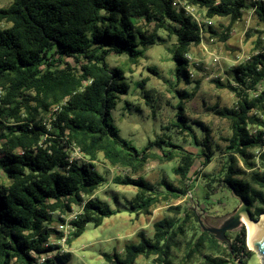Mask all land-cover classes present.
Wrapping results in <instances>:
<instances>
[{
    "label": "trees",
    "instance_id": "trees-1",
    "mask_svg": "<svg viewBox=\"0 0 264 264\" xmlns=\"http://www.w3.org/2000/svg\"><path fill=\"white\" fill-rule=\"evenodd\" d=\"M187 1L204 10L206 18L229 20L224 31L208 28L222 41L245 10L253 8L264 21V0ZM172 2L10 0L0 7V22L7 24L0 26V169L7 179L0 183V264H35L31 251L39 254L52 249L45 243L55 235L51 226L58 219L53 215L56 211H69L72 204H82L81 212L72 220L74 231L67 244L82 234L87 223L97 227L119 211L94 196L105 181L95 165L99 156L109 166L127 168L134 176L148 160L175 158L178 163L172 170L181 182L197 173L192 169L196 159L193 152L172 142L164 150L157 141L137 150L117 137L110 120L111 109L119 94L127 92L128 85L123 80L124 69L109 66L107 58L126 54L127 62L136 64L144 52L139 45L162 39L156 32L158 28L175 36L170 50L175 73L177 78L190 82L185 54L191 45L200 42L199 25ZM140 21L153 23L154 30L144 31L138 25ZM254 46L257 53L230 68L224 82L212 79L217 87L235 95V105L221 109L215 105L211 109L226 118L230 126L226 139L230 154L222 181L248 203L250 216L256 220L264 212V170H252L247 180L238 178L236 175L241 173L234 167L236 155L251 169L254 162L250 158L264 162V90L257 92L264 84V45L259 38ZM198 85L196 80L193 90L184 96L191 98ZM176 108L178 121L172 124L191 129L183 115V101ZM47 114L48 124L42 121ZM201 130L208 133L202 125ZM193 140L199 144L195 136ZM156 145L160 153L151 151ZM71 146L78 148L82 158L70 160ZM206 147L208 153L201 150L206 158L204 166L212 155L209 144ZM255 149L263 151L255 156L249 152ZM113 179L114 183L136 189L128 207L135 215L150 214L162 200L178 197L173 191L185 193V189L180 191L167 182L163 183L172 192L156 191L140 176ZM208 195L206 191L205 197ZM168 210L173 215L156 221L152 236L139 232L138 242L125 244L122 255L103 254L108 264H135L138 256H152L155 264H174L172 252L187 234L186 223L191 218L198 220L193 210L181 205L168 206ZM244 229L235 233L229 246L199 226L185 244V257L202 253L199 264H247L241 259L251 253L246 248ZM69 258L67 252L46 263L65 264Z\"/></svg>",
    "mask_w": 264,
    "mask_h": 264
},
{
    "label": "rangeland",
    "instance_id": "rangeland-1",
    "mask_svg": "<svg viewBox=\"0 0 264 264\" xmlns=\"http://www.w3.org/2000/svg\"><path fill=\"white\" fill-rule=\"evenodd\" d=\"M9 3L10 0H0V7ZM209 20V26L217 32L224 31L229 21L224 17H213ZM5 25L7 24L0 22V26ZM138 25L148 33L154 30L153 23L140 21ZM156 32L162 39L150 45H139L144 52L136 64H129L126 54H112L107 58L109 66L124 69L123 80L128 85L127 92L119 94L115 107L111 109L110 120L116 129L117 137L127 141L137 150L157 141L164 150L170 148L168 142H172L193 152L196 159L192 169L197 173L190 172L192 174L190 178L181 182L179 175L172 170L178 163V158H175L163 162L148 160L142 171L134 176L127 168L109 166L99 156L95 165L104 175L105 181L94 192V196L104 200L110 209L119 211L104 218L97 227L87 223L82 234L68 244L70 258L65 264H108L103 254L117 252L122 255L125 244L138 242L139 232L152 236L153 224L167 215H173L174 212L169 211L168 206L181 205L182 208L193 210L194 215L198 216L204 225L217 227L241 204V200L222 181L226 172L227 156L230 154L226 149L228 144L226 139L230 136L229 121L211 109L215 105L219 109L233 107L236 97L228 89L217 87L212 79L218 78L224 82L229 78V70L236 64L237 56L245 58L257 53V50H254L257 39L260 38L264 45V21L253 10L248 9L232 24L225 41L213 36L212 42H205L207 50H202L199 45H191L190 55L200 60L202 64L195 79H191L190 82L177 78L175 73V62L170 51L175 43V36L163 28H158ZM213 56L218 57L217 62L211 61ZM196 80L199 81V85L195 94L191 98H186L184 94L193 90ZM262 90L264 84H260L257 92L261 94ZM179 101H183V115L191 129H179L172 124L178 121L176 107ZM49 118L50 115H44L42 121L48 124ZM261 118L264 120V117ZM201 125L208 129V133L201 130ZM193 136L198 139L199 144L194 143ZM161 139L163 142H160ZM208 144L212 155L204 166L202 163L206 158L201 154V150L208 153L206 147ZM151 151L161 152L157 145L152 147ZM261 151L263 150L255 149L249 152L257 156ZM249 160L254 162L252 169L245 165L241 156L236 155L234 167L241 173L236 175L238 178L248 180L252 170L258 172L264 170V162L262 163L260 159L254 157ZM116 176L135 178L140 176L150 182L156 191L172 192L163 183L167 182L180 191L185 189V193L173 191L172 193L178 197L169 196L167 200H162L151 209L150 214L135 215L128 207L136 189L131 185L114 183L113 178ZM6 182L7 179L0 169V183ZM207 184L211 186L207 187ZM206 191L209 195L205 197ZM242 227L244 229V225L241 224L236 230L227 231L229 243L224 242L223 245L230 246L235 233ZM186 229V236L180 238V245L172 252L173 263L199 264L202 253L190 258L185 257V244L191 234L199 229V225L191 218L186 223ZM246 248L251 253L241 259L247 264H260L255 250L247 246ZM153 259L152 256L149 258L138 256L135 264H155Z\"/></svg>",
    "mask_w": 264,
    "mask_h": 264
},
{
    "label": "built area",
    "instance_id": "built-area-1",
    "mask_svg": "<svg viewBox=\"0 0 264 264\" xmlns=\"http://www.w3.org/2000/svg\"><path fill=\"white\" fill-rule=\"evenodd\" d=\"M173 5L183 9L185 14L191 16L199 25L200 31V42L197 44L201 47L202 50H207L205 45L206 41L212 42L214 40L213 36L209 33L208 28L210 24L209 18L204 16V10L199 8L195 4L189 3L187 0H173ZM253 10L254 9H250ZM250 56V55H249ZM249 56L242 58L241 56H237L235 59V65L240 64L246 61ZM185 58L188 60L187 73L190 79H195V75L198 72L199 68H201L202 62L200 60H196L193 58L190 53L185 54ZM218 57H211L212 62H217ZM74 158H82V155L78 148L75 146L70 147V160ZM82 209V204H72L71 209L69 211L60 212L56 211L53 215L57 217L55 223L51 226L55 230V235L51 236L48 241L45 243V246H52V249L46 250L43 253H35L31 251L32 255L35 258V264H48L47 260L55 261V258L70 252L68 250L67 240L71 236L74 231V226L72 224V220L76 219Z\"/></svg>",
    "mask_w": 264,
    "mask_h": 264
},
{
    "label": "water",
    "instance_id": "water-1",
    "mask_svg": "<svg viewBox=\"0 0 264 264\" xmlns=\"http://www.w3.org/2000/svg\"><path fill=\"white\" fill-rule=\"evenodd\" d=\"M237 198L241 200V204L238 206V208L234 211L233 214H231L222 221L220 226H206L197 216L200 229L202 231L209 232L221 242L229 243V239L226 236V232L236 230L242 224L240 220L242 214H244L246 218L254 220L250 216V212L248 210V203L239 196H237ZM250 243L251 246L253 244L255 246L254 250L259 258L260 264H264V215L262 214L260 220L252 230L250 236Z\"/></svg>",
    "mask_w": 264,
    "mask_h": 264
},
{
    "label": "bare ground",
    "instance_id": "bare-ground-1",
    "mask_svg": "<svg viewBox=\"0 0 264 264\" xmlns=\"http://www.w3.org/2000/svg\"><path fill=\"white\" fill-rule=\"evenodd\" d=\"M262 215H264V213ZM260 218H261V216H260ZM260 218L258 220H250V219L246 218V216L244 214H242L240 217L242 225H244V228L246 231V243H247L249 249L254 250L255 246H254V244L251 246L250 236H251L252 230L254 229V227L256 226L258 221L260 220Z\"/></svg>",
    "mask_w": 264,
    "mask_h": 264
}]
</instances>
